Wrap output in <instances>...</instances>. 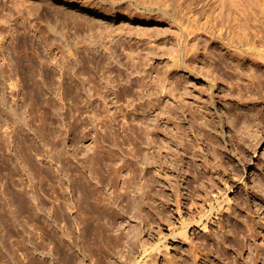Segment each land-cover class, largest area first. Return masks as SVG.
Returning <instances> with one entry per match:
<instances>
[{
  "label": "rangeland",
  "instance_id": "374dc122",
  "mask_svg": "<svg viewBox=\"0 0 264 264\" xmlns=\"http://www.w3.org/2000/svg\"><path fill=\"white\" fill-rule=\"evenodd\" d=\"M64 1L71 4L64 6ZM116 1L0 0V264L150 263L151 258L144 257L143 243H156L153 228L165 234L169 228L166 219L157 220L160 228L158 223L150 228V218L136 220L132 210L134 198L141 195L134 188L133 169L140 167V174L144 170L142 157L137 161L132 151L137 144L133 124L138 125L136 115L148 107L156 111L169 108L170 116L176 117L153 121L161 123L157 124L161 131L154 130L157 140L168 143L161 151L169 177L163 171L164 179H159L171 195L165 203L174 216L170 221L181 222L178 198L173 187L169 188L170 183L179 182L186 215L201 204L196 189L202 187L213 195L221 193L226 205L240 208V220L254 218L264 233V206L257 209L264 205V194L256 187L264 178V85L259 87L244 76L241 90L238 80L230 79L228 71L235 73L239 64L254 63L248 59L240 62L217 43L214 17L221 14L222 7L215 4L209 7L210 13V0H139L146 8L137 7V0H121L118 5ZM225 1L235 3L232 14H236L240 2ZM108 3L123 12L151 11L155 15L150 22H141L81 9L87 5L102 8ZM262 7H257L262 11L257 14L264 19ZM160 10L168 11L170 17L158 15ZM202 10H206L204 14ZM200 41L219 49L232 67L212 69L209 50L198 46ZM178 53L185 62L179 68L175 65ZM169 75L179 76L169 82ZM168 85L172 89L179 85L174 90L177 96ZM101 96H110V101L104 102L107 98ZM111 128L118 132L115 136ZM152 129H144L146 136ZM145 131L139 134L143 142L148 139ZM183 146H190L193 152ZM176 150L178 170L169 158ZM223 215L213 219L210 227L214 233L217 228L218 234L223 233L220 222L229 219L228 210ZM202 234L193 228L191 240H170V254H159L157 264L172 259L182 262L190 248H203ZM249 245L232 251L238 264H263ZM237 249L241 250L239 256ZM219 255L213 253L212 260L221 264ZM205 256L199 264L205 262Z\"/></svg>",
  "mask_w": 264,
  "mask_h": 264
},
{
  "label": "bare ground",
  "instance_id": "6f19581e",
  "mask_svg": "<svg viewBox=\"0 0 264 264\" xmlns=\"http://www.w3.org/2000/svg\"><path fill=\"white\" fill-rule=\"evenodd\" d=\"M119 1H121V0H119ZM201 1H203L205 3V0H201ZM238 1L241 3V4L239 3V5L241 7L239 5L238 6L235 5L236 8H238L236 14H232V13L236 12V10L235 11L233 10V7H234L233 5L235 3L232 2L233 4H228L229 2H227L225 0H210L207 4V7L208 8L209 7L214 8L213 5L217 4L215 6L218 7V5H219L223 8V9L220 8L222 10L221 14L219 13L220 12L219 11L218 12L219 14L217 13L218 16H216V18L214 17V19H216L218 21V23L213 25V27L215 28V34H216L215 39H216L217 43H220V44H222V46H225L229 50L228 51L229 55H231L235 59H238L240 62L245 60V59H248L252 63H254L253 66H252V64L251 65H245L242 63L239 64L235 73L228 71L229 74H232L230 79L238 80V84H239L238 87H241V90H242V88L244 86L242 85L241 81L244 78V76H247L250 80L253 79L252 81H255V83L259 87L264 85V19H262V17H260V16L258 17V14H257L258 10H260L259 8L257 10V7L258 6L262 7V5H264V3L260 0H238ZM118 2L116 1V3H117L116 5H118ZM135 3L137 5V7H139V6L144 7V4L139 0H137V2H135ZM199 3H200V1H199ZM201 3L199 5H201ZM70 4H71L70 1L62 2V5H64V6H68ZM110 4L108 3V5H106L105 7L103 6L104 8L103 7L100 8L99 6H93V5L88 6L87 5V6H83L81 9L84 12H94L96 14H101L103 17H107V18H121L122 17L126 20H138L141 22H150L155 15V14L154 15L151 14V11L139 12L137 10L136 11L128 10L127 12H123V10L118 8V6H115L114 4L113 5H110ZM120 5H122V4H120ZM239 7L242 9V11L239 9ZM144 8H146V7H144ZM212 8L208 9V10H211L210 13H212ZM198 9H199V6H198ZM203 9H204V7H203ZM206 10H207V8H206ZM206 10H204V11H206ZM208 10H207V12H208ZM227 10H228V12H227ZM256 10H257V12H256ZM202 11H200V12H202ZM204 11L202 14H204ZM246 11H247V13H246ZM197 12H199V11H197ZM260 12H262V11L260 10ZM158 15L170 17V13L166 10L161 11V13H159ZM156 17H158V16H156ZM219 24H221L222 27L219 26ZM224 27H226L227 32L224 31ZM199 29H202V28L199 27ZM197 45L200 46L204 50H209V58L211 60L209 66L212 69L214 68L215 70L219 69V71H223L225 69H229L230 67H232V65L230 63L231 60L229 59L230 60L229 61L228 59H225V57H223V54H221L219 52V49H215L213 46H210L208 44V42L203 43V41H200V42H198ZM135 55L140 57V55H137V54H135ZM131 56H133V55H131ZM179 56H180V53H178V57L176 58V64L175 65L177 68L182 67L185 64V62L183 61L184 59H183L182 55H181V57H179ZM134 58L131 57V59H134ZM36 67L37 66H35V68H34L35 70H36ZM185 67L187 68V66H185ZM215 70H213V71H215ZM225 73L226 72H222V74H224V75H225ZM158 75H160V73H158ZM178 76L179 75H176V76L169 75L167 77V80L169 79V82H170L173 79H175V77H178ZM233 84L231 83L228 85H233ZM169 85H172V83L171 84L169 83ZM169 85L167 87L171 88V86H169ZM173 85L175 86V84H173ZM177 87H173L174 89L171 88V91L173 90V92H170V91L169 92L174 94V90ZM165 88H166V86H165ZM170 88H167V89H170ZM239 90H240V88H239ZM169 92H168V94H169ZM106 95H108V93ZM169 95H172V94H169ZM173 96H177V95L174 94ZM98 97H100V96H98ZM107 97H110V96H107ZM107 97H105V98H107ZM102 98H104V97H102ZM108 100H109V98L104 100V102L108 101ZM111 100H112V98H111ZM90 101H92V99ZM102 101H103V99H100V102H102ZM168 101H170V100H168ZM170 102H167V104H169ZM153 106L154 105H152V107ZM107 107H108V105H107ZM144 108L146 109V107H142V109H144ZM162 108L160 107V110L156 111V110H152V109L150 110L148 107L149 110L147 109L145 111V109H144L145 112L142 111L144 113L139 111L142 114H139L138 112H136V113H138L136 116H138V119H140L141 122L139 125L140 120L138 121V119L135 118L136 117L135 116L134 121H136V123L138 121V125H134L135 123L133 124V126H136L133 130L135 132L134 137L136 138L137 144L134 145L135 149L132 150V151H134L133 153L135 156L133 155V153H132V155L138 159L137 161H139V157L141 156L142 160H143V163L141 162V164H144V167L142 165V167L144 168L143 171L141 170L142 174H140L139 173L140 171L137 170L140 167H138L136 170L133 169V171H135V172H134V176H132V178L135 179V181H133V182L135 183V186H136L134 188L138 189L136 191H140V194H141L139 197L134 198V202H133L134 204L132 205V207H133L132 210L134 209V211H135V219L137 217H139L138 218L139 220H141L143 218L142 221L143 220L145 221V219L147 217H149L150 219H147V224L150 225V228L152 225H155L156 223H158L157 220L162 221V220L166 219V221L168 222V227H166V228H169V232H167L169 234H165L166 232L164 233L162 229L157 230V227L153 228V230H155V231H152L153 232L152 235L154 237L156 236V240H153V241H156V243L151 244V243L146 242V241L145 242L147 244L143 243V244H145L144 250H143L144 251V257H147L146 259L151 258L149 260L150 263L148 262L147 264H157L156 259L159 256V254H162V253H165L168 255L170 254L169 253V244H168V242L170 240L172 242H177L178 239L180 241H183V242H187V241L191 240L189 237V232L193 228H199V230L204 232L205 235L202 234V236H203L202 240L203 241L201 240L203 242V244L201 243L203 248L197 249L198 248L197 244H196L197 246L195 245L197 248L192 247V244H189V245H191L190 247H192V248L189 249L190 250L189 252L188 251L185 252L186 258L185 259L183 258L182 262L176 263L175 261H177V259L173 261V259L171 258L172 260L169 259L171 261H170V263H168L169 261L166 258L168 261L167 262L168 264H199V259L204 257L205 255H206L205 257H207V258H205L206 260H204L205 262L203 264H219L215 260H212L213 259L212 255H213V253H216V252H218L221 255V256L219 255L221 257L220 260H222V262L220 261L221 264H233V261H235V263L237 261H236V258L233 257L235 255H232V254H235V253H233L232 251L235 250L236 246H238L237 247L238 249L239 248L241 249V246L242 247L243 246L244 247H250V245L248 246V243L251 244L252 248H255V251L258 255L257 257L261 258L263 261L264 260V233L262 232V230L260 228L261 226H258V224L254 220V218L244 217V219L242 218V220H240L239 217L237 216V212L240 211L239 210L240 208L234 209L233 207H231V203H230V205H226L225 204L226 201L224 202L223 198L221 200V197H222L221 193H219V194L216 193L217 195L214 193V195H213L211 192H208L205 189H202V187L198 188V190L196 189V191H198V194H196V193L195 194L197 195V198L201 201L200 202L201 204L199 203L200 205L198 204L199 205L198 207L195 206L196 207L195 211L192 208H190V211H191L190 214L186 215L182 211L183 209L181 208L182 200L180 202V194L181 193H179V190H180L179 189L180 188L179 182H178V184H177V182L174 184V182L169 180L172 182V183H170L169 188L172 189L171 187H173L175 197L177 196L176 198H178L176 206L178 209L177 211H178L181 222H180V225H175V224H173L174 222L172 223V221H170V219L174 216H172L173 213H170L171 210L169 208L165 207V203H167L170 200L171 195L166 193V190H164V188L162 187V183H161L162 180L159 179L160 177L164 179V177L162 176L163 171H166V174L168 173L169 166L164 161V156L162 155V151H161L164 147L168 148L167 147L168 143H166L164 140H161V141L157 140L158 139L157 133L155 134L156 131L154 132V130H159V127L157 125L159 121H157V123H154L153 121L156 119H158V120L165 119V121H166L167 118H173L174 114L172 117V116H170V115H172V112H170L168 110L169 108H167L166 110H165V108L164 109H162ZM108 111H109V109H108ZM111 111H113V110H111ZM239 111H241V110H238L237 112H239ZM173 113H175V110L173 111ZM114 114H116V112ZM114 114H113V116H114ZM113 116L111 115V117H113ZM195 116H197L196 111H195ZM115 117H116V115H115ZM115 117H114V119H115ZM96 118H98V117H96ZM108 118H109V116H108ZM175 118L176 117H174V119ZM169 121H170V119H169ZM109 123H110V121H109ZM153 123L155 124V126L153 125ZM111 124H113V123H111ZM145 124H146V127L144 128L145 130H149V129L153 128L152 131L150 130V132H148V134H149L148 136H146L147 132L143 129V125L145 126ZM151 125H152V127H150ZM156 125H157V127H156ZM166 125H164V126H166ZM148 127H150V128H148ZM154 127L158 128V129H155ZM112 128H114V127H112ZM112 128H111V132H112ZM166 128H167V126H166ZM133 130H132V132H133ZM144 131H145V136L148 137V139H146L147 141H145V142L141 141L140 136H139L140 132L144 133ZM159 131H161V130H159ZM164 132H166V130ZM113 134H114V136L116 135L115 133H113ZM120 134H122V132H120L119 135ZM132 135H133V133H132ZM117 140H118V138H117ZM176 144H178V146H180V144L183 145V142L182 141L177 142ZM183 147H184V149L189 150L190 153L193 152V149L190 146H187V147L183 146ZM96 151H98V150H96ZM174 154H177V150H176V152L171 153V156L169 157L170 158V164H173V169L177 168V166L179 165V163L177 162L178 159L176 158V160H175V158H174ZM114 159H116V158H114ZM107 165L111 167V165H109V164H107ZM177 170H178V168H177ZM174 171H176V169ZM196 175H198V173ZM168 177H169V175L167 176V179H168ZM200 178H201V176L198 175L197 179L200 180ZM255 178H256V176H255ZM167 179H166V175H165V180H167ZM176 179H178L177 176H176ZM260 179H259V181H260ZM257 180H255V181H257ZM178 181H179V179H178ZM253 182H254V179H253ZM259 183H258L259 186H256V185L255 186L261 191V193L263 192V194H264V178L261 179V181ZM165 186H168V185H165ZM194 188H196V187H194ZM229 189H230V187H229ZM200 190H201V193H199ZM141 191H142V193H141ZM221 192H223V191H221ZM201 194H204V195L202 196ZM87 196H86V198H88ZM89 197H91V196H89ZM191 199L192 198H190V200ZM191 202H192V200L190 201L189 205H191ZM228 202H230V198H229ZM245 202H247V201H245ZM245 202H244V204H246ZM145 205H147V206L149 205L148 207L150 209H149L148 213H144ZM192 205H197V204H194V202H193ZM89 206H90V204H89ZM263 206L264 205L259 204V205H257V209L260 211L263 208ZM190 207H192V206H190ZM238 207H239V205H238ZM225 210L226 211L228 210L229 219L227 220L224 218V220L223 221L221 220L222 222H220V225L222 226L221 230H223L221 232H223V233L218 234L217 233V232H219L218 228L214 230V231H216L214 233L210 227L211 223L213 222L214 218L219 219L217 217L220 215H223L226 212ZM132 214H134V213H132ZM241 215H243V214H241ZM234 220H236V222H237V223L235 222L236 225H233V227L231 226L232 228L228 229L229 223L230 222L233 223ZM216 221H219V220H216ZM216 221L214 220V223ZM159 223L157 225H159ZM218 223L219 222H217V224ZM160 226L161 225H159V228H160ZM224 229H225V231H224ZM258 240H262L263 243L259 242ZM255 241L259 242L258 245H255ZM131 242H133V241H131ZM189 243H191V241ZM133 244L135 247V243H133ZM131 246L133 247V245H131ZM134 247H133V249H134ZM164 248H166V249H164ZM238 249H237V254L239 252ZM249 249H251V248H249ZM251 250L248 252H251ZM132 251L134 252V250H132ZM235 252H236V250H235ZM240 252H241V250H240ZM253 252L250 253L251 256L253 255L252 254ZM256 253H254V254H256ZM250 254H249V256H250ZM239 255L240 254H238V256ZM65 257L67 258L70 256L66 255ZM233 258H235V260H233ZM259 258L257 260H259ZM69 259H71V258H69ZM202 259H204V258H202ZM248 259L250 260L251 257ZM66 260H68V259H66ZM243 261H245V260H243ZM252 262H254V261H252ZM248 263L251 264V262H248ZM133 264H141V261L138 260V262H134ZM237 264H238V262H237ZM243 264H245V263H243ZM256 264H257V262H256Z\"/></svg>",
  "mask_w": 264,
  "mask_h": 264
}]
</instances>
